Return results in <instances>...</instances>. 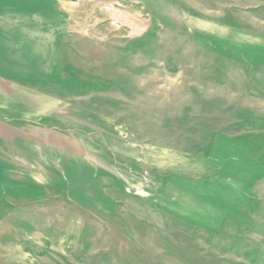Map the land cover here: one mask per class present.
Listing matches in <instances>:
<instances>
[{"label": "rangeland", "instance_id": "374dc122", "mask_svg": "<svg viewBox=\"0 0 264 264\" xmlns=\"http://www.w3.org/2000/svg\"><path fill=\"white\" fill-rule=\"evenodd\" d=\"M53 1V110L36 118H50L55 147L70 141L65 187L87 203L49 195L26 210L4 197L0 264H264V0ZM216 135L242 144H223V166L248 180L222 188L226 206L207 226L180 206L204 198L214 210V189L188 185L173 200L160 177H214L204 154ZM53 165L31 178L16 164L0 186L52 189Z\"/></svg>", "mask_w": 264, "mask_h": 264}, {"label": "crops", "instance_id": "0c3cea01", "mask_svg": "<svg viewBox=\"0 0 264 264\" xmlns=\"http://www.w3.org/2000/svg\"><path fill=\"white\" fill-rule=\"evenodd\" d=\"M53 3V0H0V172L5 173L7 169L17 171L14 165L27 163L31 164L30 177L34 178L33 172H38L35 167L39 164L51 163L53 165L56 161L48 158L49 155H53L55 158V154H58L57 160L62 164L63 169L62 175H58L55 171V165H53L52 171L46 179L56 187L49 190L43 187L40 189L18 187L14 192L7 191V189L5 190L0 186V227L2 217L7 210L2 204V200L7 196H15L25 205H29L26 206V210L32 209L33 204L39 203V200L44 201L49 195L66 196L69 200L73 199L78 204H84V207L87 203L86 193L82 194L79 190L80 192L77 194L79 197L73 198L74 194L70 191L71 189L65 187L66 182L70 179L69 174L71 172L70 141L64 143L60 140L63 144L56 146V148V144L47 141L48 133L52 134L53 132L47 127L50 118H36L40 111L49 112L53 110L43 107V104H48V99L54 98L52 93L46 91L49 87L54 88L55 85V23L53 10L52 12L48 11L49 4L52 6ZM40 99L44 101L41 105ZM24 121L29 123L26 127L23 125ZM217 136L220 135L212 138L209 151L204 154V160L208 164L204 171L208 169L218 171L214 177L206 181H198L195 178L190 180L188 177L184 176L182 178L176 174L160 177L163 179L166 177L164 190L170 194V197L173 196V200L179 199L181 194L186 192L183 187L188 185L196 188L204 186L209 188L210 191L214 189L211 195L220 200V207L217 206L212 210L213 207L210 205H204V198H201L202 202L197 204L193 202L197 201L195 199L191 203L184 204L186 207L181 205L184 208L180 206V209L190 212V218L193 219V216H196L198 217L197 220L200 219L199 221L204 222L207 226H215L216 220L219 219L226 206L222 203L224 199L222 188H226L228 182L232 183L236 180L238 181L236 182L238 191L242 192L240 189H245L248 180L245 169L243 175H241L235 167L230 169L223 166V164H226L224 158L227 155L225 154L232 151L230 149L225 150L223 144H232L233 147H235V143L239 146L242 144L236 140L229 142L227 137L224 136ZM218 141H220V146L216 143ZM234 153H239L238 149H235L231 154ZM65 157L67 160H65ZM242 161L243 163L246 162L244 158ZM235 162H238L237 164L240 166L239 161ZM65 165L68 166L65 167ZM92 168L91 166L88 170L86 168L87 172L83 173V178H88L87 175L92 172ZM230 170H235L232 178H230L232 175L229 173ZM190 171L198 172L200 168L196 167V169H190ZM17 173L21 175L20 172ZM94 173H98V170L94 169ZM93 175L89 176L90 179L95 177V174ZM171 185L174 187L170 188ZM169 188L173 191L169 192ZM198 196L208 197L210 195L206 193ZM10 209L15 210L14 207H10ZM22 210L19 209V211ZM37 222L35 221L36 225H38ZM36 225L28 220L22 223L21 220V223L16 226L33 228ZM29 238L26 237V240L30 241Z\"/></svg>", "mask_w": 264, "mask_h": 264}, {"label": "trees", "instance_id": "16d2710c", "mask_svg": "<svg viewBox=\"0 0 264 264\" xmlns=\"http://www.w3.org/2000/svg\"><path fill=\"white\" fill-rule=\"evenodd\" d=\"M185 222H188V221L185 220Z\"/></svg>", "mask_w": 264, "mask_h": 264}]
</instances>
